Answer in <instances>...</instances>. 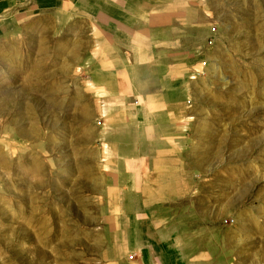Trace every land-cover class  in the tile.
Instances as JSON below:
<instances>
[{
	"label": "rangeland",
	"instance_id": "1",
	"mask_svg": "<svg viewBox=\"0 0 264 264\" xmlns=\"http://www.w3.org/2000/svg\"><path fill=\"white\" fill-rule=\"evenodd\" d=\"M207 4L216 38L207 40L212 63L184 123L179 174L193 197L185 221L195 227L190 237L218 249L222 260L264 264V0ZM6 22L0 264H106L125 244L111 227L127 219L106 217L86 75L72 73L60 40L64 27L52 14Z\"/></svg>",
	"mask_w": 264,
	"mask_h": 264
},
{
	"label": "crops",
	"instance_id": "2",
	"mask_svg": "<svg viewBox=\"0 0 264 264\" xmlns=\"http://www.w3.org/2000/svg\"><path fill=\"white\" fill-rule=\"evenodd\" d=\"M207 6V0H0V26L8 18L52 14L64 27L60 40L72 73L86 75L106 217L127 219L111 227L125 244L106 264H235L190 237L195 227L185 220L193 197L179 174L184 123L205 78L196 70L202 60L208 71L212 63Z\"/></svg>",
	"mask_w": 264,
	"mask_h": 264
},
{
	"label": "built area",
	"instance_id": "3",
	"mask_svg": "<svg viewBox=\"0 0 264 264\" xmlns=\"http://www.w3.org/2000/svg\"><path fill=\"white\" fill-rule=\"evenodd\" d=\"M210 32L212 35L208 39V44H212L213 41L215 40V27H212L210 29ZM208 72V65L206 60H202L200 63V67L196 70V74L199 76H206Z\"/></svg>",
	"mask_w": 264,
	"mask_h": 264
},
{
	"label": "bare ground",
	"instance_id": "4",
	"mask_svg": "<svg viewBox=\"0 0 264 264\" xmlns=\"http://www.w3.org/2000/svg\"><path fill=\"white\" fill-rule=\"evenodd\" d=\"M13 58H15V55H13V54H11V59H12V61H13ZM37 65H39V63L36 61L35 62Z\"/></svg>",
	"mask_w": 264,
	"mask_h": 264
}]
</instances>
